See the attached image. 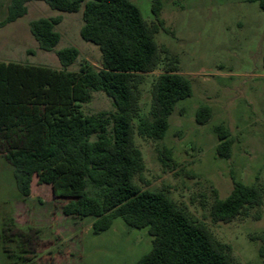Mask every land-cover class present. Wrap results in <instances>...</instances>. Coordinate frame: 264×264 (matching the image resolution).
Returning a JSON list of instances; mask_svg holds the SVG:
<instances>
[{"label":"trees","instance_id":"1","mask_svg":"<svg viewBox=\"0 0 264 264\" xmlns=\"http://www.w3.org/2000/svg\"><path fill=\"white\" fill-rule=\"evenodd\" d=\"M30 2L64 13H77L83 5L80 35L99 48L102 66L96 69L85 62L77 72L68 70L79 56L74 47L56 52L59 70L0 62V155L12 167L18 193L28 198L36 176L65 202L63 214L91 220L94 234L108 231L117 219L130 228L146 229L152 246L135 264H233L231 247L203 222L165 192L142 190L134 181L145 169L135 134L163 139L176 105L193 95L191 82L171 60L152 84L149 114L141 115L144 75L161 63L156 34L167 31L160 18L162 0H151L155 23L131 0H11L0 29L24 17ZM260 7L264 11V0ZM61 22L62 17L55 16L30 23L41 50L52 52L59 43L55 27ZM94 92L110 97L116 112L85 115L82 104L89 103ZM211 116L210 107L202 105L196 121L205 125ZM215 133L217 155L229 158L234 143L229 129L219 125ZM263 200L261 186L233 179L230 194L215 198L211 218L231 222L248 216ZM3 223L0 264H36L27 259V244H20L15 225ZM256 239L264 264V232Z\"/></svg>","mask_w":264,"mask_h":264},{"label":"rangeland","instance_id":"2","mask_svg":"<svg viewBox=\"0 0 264 264\" xmlns=\"http://www.w3.org/2000/svg\"><path fill=\"white\" fill-rule=\"evenodd\" d=\"M10 1L0 0V20ZM131 1L148 22H156L151 0ZM27 6L24 17L0 29V62L59 70L56 52L74 47L79 56L68 70L77 72L85 62L101 68L99 48L80 35L83 5L77 13L53 10L43 2ZM55 16L62 17L55 27L61 38L52 52H46L32 36L30 23ZM160 18L167 28L156 34L161 63L144 75L141 115L149 114L152 84L171 60L191 82L193 95L176 105L163 139L135 134L145 169L134 181L142 190L165 192L203 222L217 240L231 247L233 264H263L256 238L264 232V200L248 216L228 223L214 222L210 214L215 198L230 194L233 179L264 190V11L260 0H162ZM202 105L209 106L212 114L205 125L196 121ZM82 110L87 116L116 112L103 92L92 93ZM219 125L228 128L234 140L229 158L216 152ZM64 203L54 196L51 185L39 184L36 176L31 195L23 198L11 165L0 155V230L5 221L15 225L20 244H27V259L36 264H135L151 249L152 237L146 229L130 228L117 219L108 231L94 234L91 220L63 214Z\"/></svg>","mask_w":264,"mask_h":264}]
</instances>
